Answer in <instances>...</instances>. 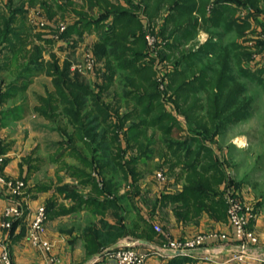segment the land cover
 Returning <instances> with one entry per match:
<instances>
[{
    "label": "trees",
    "instance_id": "16d2710c",
    "mask_svg": "<svg viewBox=\"0 0 264 264\" xmlns=\"http://www.w3.org/2000/svg\"><path fill=\"white\" fill-rule=\"evenodd\" d=\"M142 1L144 15L154 17L166 13L165 26L170 25V28L164 27L163 35L169 31L176 39H192L200 20L206 28L214 27L210 39L197 52L179 60L177 67L168 74L164 90L160 89L158 77L162 76L157 69L153 68L151 61L142 60L146 56L144 22L122 5H110L113 8L108 15L114 17L106 32H102L104 16L97 21L71 25L62 32V36L72 33L82 36L83 31L91 30L92 26L100 30L93 52L96 57L104 59L109 73L99 85L83 83L78 80V75L73 77L70 62L59 65L54 55L50 62H45L42 49L43 44L54 41L50 36L37 34L38 42L25 50L26 37L19 35L17 28L9 26L25 18L24 4L20 9L8 6V15L0 17L4 23L0 26V71H8L9 66L16 69L8 83L0 77V101L4 104L25 91L40 72L45 71L50 77L53 91L40 98L35 110L43 118L62 122L55 129L66 135L64 147H68L80 166L67 164L66 168L76 183L56 188L73 204L65 207L49 199L45 211L47 217L52 218L79 209L97 218L99 228L93 222L83 230L87 254L100 253L104 246L123 234L148 238L161 236L141 214L145 202L151 218L166 206L171 207L176 220L183 222L196 221L203 212L215 220L227 218L228 205L223 194L226 187L237 184L226 179L225 168L207 142L214 141L228 124L250 115L254 99L243 80L262 86L264 90V63L255 70L250 65L257 56L264 59V0ZM241 10L246 14L236 16ZM250 18L256 19L261 29L256 35L262 38H256L253 45L248 46L237 42V38L251 27ZM46 25L53 32L54 25L48 21ZM226 33L234 34L235 39L225 44L212 41L214 37L220 40ZM179 45L172 44V48L178 49ZM120 71L126 81L125 84L120 82L124 89L122 92L115 90L112 99L116 100L107 102L105 92L113 84L114 74ZM167 95L189 128L186 136L174 134L173 129H178L179 121L166 109ZM122 101L129 109L121 113L119 103ZM8 111L2 109L0 117ZM129 119L131 123L126 125ZM63 143L60 142L59 147H63ZM155 145L163 148L164 160L156 164L158 170L163 175L168 174L180 164L184 184L180 191L161 192L147 202L149 196L140 195L141 172L143 163L153 160ZM4 151L5 148L0 146V154ZM166 164H169L168 170L163 167ZM119 173L122 175L120 181H125L124 186L115 179ZM20 179L26 181V178ZM120 187L125 190L120 192ZM121 212L124 213L122 217ZM128 212L133 213L135 219L127 225L123 219ZM106 215L115 217L116 223H109ZM22 222H14L12 228Z\"/></svg>",
    "mask_w": 264,
    "mask_h": 264
},
{
    "label": "rangeland",
    "instance_id": "374dc122",
    "mask_svg": "<svg viewBox=\"0 0 264 264\" xmlns=\"http://www.w3.org/2000/svg\"><path fill=\"white\" fill-rule=\"evenodd\" d=\"M22 4L25 5V9L27 10L25 18L23 20H16L9 26L15 29L17 28L18 34L22 37H26L27 46L25 50H29L34 43L38 42L37 34L50 36L54 41L49 45L43 44L42 49L45 62H50L52 60V55L56 57L59 65H62L65 61L70 62L71 75H73V77L78 75V80L87 84L97 83L99 85L102 83L103 77L109 73L104 59L96 57L93 52V45L98 40L100 30L97 31L92 26L91 30L87 29L83 31L82 36H78L77 33H72L69 36H62V32L71 25L79 24L83 21H97L101 19L102 16L106 17L101 20V24L103 25L102 32L103 30L106 32L110 25H112L114 17L113 15H108L113 8L110 5H122L124 9L131 13H135L137 17L140 16L143 20L144 53L146 56L142 60L147 62L151 61L153 68L157 69L158 74H160L159 76L164 78V80L161 81L162 77H158L161 90L165 89L167 79L169 78L168 74L177 67L176 65L179 60L183 56L186 57L197 52L199 47L210 39V31L214 32V27L210 26L206 28V26L201 24L200 20L196 27L195 36L192 39H176L169 31L163 35V28L167 26H165L166 13L163 15L161 13V15H156L154 17H150L148 14L144 15L142 10L144 3L142 0H0V17L8 15V6L13 9H20ZM167 13H169V11ZM245 14L246 12L241 10L237 12L236 16L242 17ZM195 16L198 15L195 14ZM47 21L54 25L53 32L47 27ZM250 22V24H252L251 27L245 31L243 36L237 38V42L239 41V43L243 45L247 44L248 46L253 45L256 38H262V36L258 37V35H256L257 31L261 30L256 23V19L250 18ZM3 24L4 23L0 19V26H4ZM167 27L170 28V25ZM162 37L165 39H162ZM234 39V34L226 33L221 36L220 40L214 37L212 41L225 44ZM172 44L175 46L180 45L178 49H173ZM150 58H152V60H150ZM19 61L20 59L18 62ZM263 63L264 59L257 56L253 62L251 61L250 65L252 64V69L255 70L262 66ZM15 70L14 66H9L8 71H0V77H4L5 81L8 83L13 79V72ZM123 76V71L114 74L113 84L110 85L108 91L105 92V101L114 102L116 99H112L113 92L115 90L117 92H122L124 87L121 88L122 83L120 82L126 83L122 78ZM154 79L156 80V77H154ZM243 81L247 85L248 93L254 99L250 115L236 123L228 124L225 127L226 129L215 137L214 141L207 143L208 146L214 149L218 156V160L225 168L227 174L226 179L233 180L234 184H237L235 187H232V198L237 199L245 208H250L249 213L252 217H250L251 225L249 228L259 240L258 245L254 246L255 248L259 245H264V90L262 86H255L245 80ZM50 87H52L50 77L45 71L40 72L33 77L29 90L20 92L15 98L2 104V109L4 110L16 108V106H20L21 108L18 109L20 112H11L5 119L2 121L0 120V146L10 149L9 151L13 155L18 153V149H20V154L30 157L28 161L33 167L32 171L30 170L31 174L27 180V185L21 179L6 178L2 168L6 161L7 154H0L2 159V161H0L1 176L6 179V181L20 180L24 183L19 193L14 195L5 193L0 186V264H5L2 261V256L6 257L8 264H19L15 261L14 249L15 251H19L20 254L23 249H25L23 245L18 243L12 244L10 241L12 230L14 231L17 227L15 226L12 228V224L16 221L18 222V220L23 221L22 215L25 216V212L27 211L26 207L23 206L25 205L23 197L35 195L36 198H39L41 201V203L37 204L38 206L31 216V218H33L35 211L39 207L43 206L45 208L49 197L56 192L57 186H63L66 180H73L65 163H73L77 160L74 155L69 154L68 147H64L66 144V135L55 129L59 125L61 126L62 122L46 118H40L39 120L30 115L31 103H34L37 99L35 95L40 94V92ZM163 93L164 91H162V94ZM168 94L170 95L171 92L169 91ZM169 98L170 96L168 95L165 98V100H167L166 109L173 116H176L179 121L178 129H173L174 134H185L186 136V134L188 135L189 133V128L184 124V118L179 112V109L176 108L173 100ZM119 104L121 106V113L129 109L123 101ZM130 123L131 119L127 120L126 125ZM150 133L151 129L148 130V134ZM60 142L64 143L63 147L59 148ZM154 147L156 148V154L153 160L143 163L142 165L144 170L141 172L140 195L146 196L151 194L153 196L161 192L168 193L180 191L184 184V178L180 175V164L175 165L171 173L164 174V182L167 184L165 189L162 191L157 187L156 181L159 182V180L156 178V175L160 170H158L156 164L163 163L164 157L161 155L163 152L162 145H155ZM163 167L165 170H168L169 164ZM121 176L122 175L119 173L115 178L116 181L119 182ZM226 183L227 185L229 184L228 182ZM122 184L124 186L125 181L121 182V185ZM229 189H231V187H226L225 193L223 194L224 199H226ZM124 190V188L120 187V192ZM58 196L59 195H56L57 205L62 204L65 207L67 205L65 203L70 205L69 201L65 200L63 196H61L62 198ZM149 200H152V198L148 197L146 201L149 202ZM9 201L16 203L20 212L19 216L10 217L9 219L6 218L5 211ZM144 204L147 205L146 202ZM78 212H80V210ZM168 213L170 212L167 209H161L157 214L158 218L155 220L161 219L164 224L170 226ZM68 214L59 213L56 216L57 220L55 219V221H53L54 223L50 221V218L47 217L46 214L42 226L44 229L39 234V238H41L42 242L48 244L47 246L49 249L46 250L40 245H34L31 242L29 238L31 237L29 228L32 219L30 218L27 221V241L31 247L39 251L40 254H45L44 257H46V261L44 264H60L59 260L52 254V244L48 238L50 233L47 232L51 230L52 232L61 233L66 229L65 227L72 225L73 232L79 233V231H81V226L84 225L86 221L91 220V218L89 219L86 215L71 213V218L74 217L73 222H71L70 215ZM4 221L11 222V226L9 228L3 226L2 224ZM20 226L23 225L21 224ZM23 264L40 263L32 261L31 263L23 262Z\"/></svg>",
    "mask_w": 264,
    "mask_h": 264
},
{
    "label": "crops",
    "instance_id": "0c3cea01",
    "mask_svg": "<svg viewBox=\"0 0 264 264\" xmlns=\"http://www.w3.org/2000/svg\"><path fill=\"white\" fill-rule=\"evenodd\" d=\"M30 86H31V83L30 85H28V87L25 90L26 91L29 90ZM48 91H53V86L48 88L47 90L46 89L43 90V92H40V94L35 95L37 99L34 103H31V107H30L31 108L30 115H32L34 118H38L39 120L40 118L45 119L37 113V111L35 110V107L39 105L40 98L45 97ZM20 108L21 107L19 106V109ZM11 112H20V111L17 108L10 109L8 113L0 117L1 121L5 119L7 115L10 114ZM4 148H5L4 153L7 154V158H6L5 163L3 164V168H2L3 174L5 175L6 178H10V179L26 178L25 183L27 185V180L31 174L32 167H33L32 165L29 164V161H28L30 157L23 156L24 154H20L19 153L20 149H18V153H15L13 155L9 151L10 149L6 147ZM67 164L80 166L78 164V160L73 163H65V165ZM66 181H65V184L74 185L76 183L74 179L70 181L69 180H66ZM156 183H157L156 184L157 187L162 191L163 189H165V186L167 185L166 182H161V181L159 182L156 181ZM56 195H59L58 197L62 196L56 190V192L53 193L52 196L49 197V199H54L56 201L57 199ZM150 195L148 196L153 198L156 194H154L153 196L152 195L150 196ZM23 200L25 203V207L27 209V211L25 212V216L23 218V222H22L23 226L18 225L16 229H14L12 236L10 238V241L12 244L18 243V244L23 245L25 249H23L21 254L19 251H15L14 249L13 253L15 254V261L16 263H19V264H23V262L31 263L32 261L38 262L40 264H44V262L46 261L45 260L46 257H44L45 254H42V253L40 254L39 251H36L34 248H32L29 242L27 241V236H26L27 230H28L27 221L31 218V216L34 213V210L38 206L37 204L41 203V201L39 198H36L35 195L31 197L24 196ZM65 200L69 201V204H70L68 205V203H65L67 204L66 207H69L73 204V201H70L68 199H65ZM162 209H167L170 212L168 213V217L170 219V226H168L167 224H164V222L161 221V219L155 220L156 218H158L157 216L158 212L155 214L154 218H151L150 216H148L149 209L145 204L142 205V210H141L142 211L141 214L149 222H151L152 224L159 223L162 226L164 233L161 236L154 235L148 238L146 236L134 237L129 234L128 235L123 234L117 237L113 242L104 246L102 250H105L116 244H125V243H130V242L138 243L141 246V249L152 250L153 249L152 247H155L163 243L167 237L182 238V237L193 236L196 234H205L208 236V242H209L207 247L194 251L192 255L186 256L185 258L184 256H176L174 258H168V257L161 258V257L151 255L147 258L145 264H264V245L263 246L259 245L253 248L255 250V252H253L254 253L253 256L255 257L254 259H251V260H248L247 262H242V263L240 262L239 263L238 262L227 263L226 262V258L228 257V255L232 251L236 250L237 245H238L236 241L233 239L234 228L228 222L227 218L222 219V220H215L211 218L210 216H208L206 212H203L196 221L183 222V221L176 220V218L174 217L172 213L170 206H166ZM66 213L67 214L69 213L68 215H70L71 213L72 214L80 213L79 215H86V217L88 216L89 219L91 218V220L86 221L84 225L81 226V231H79V233L73 232L72 225H69V227H65L66 229L61 233H57L55 231L52 232L51 230L50 232H47V233H50L49 236L48 234L47 236L52 244V249H53L52 254L59 260L60 264H88L90 260L95 255H97V253L87 254L85 252L86 248H85V241L83 237V230L88 225H91V223L93 222H95L97 228L100 227V224L97 221V218H93L92 215L85 210H80V212L71 211V212H66ZM56 216L50 218V221L52 222L55 221V219L57 218ZM122 216H124L123 212H121V217ZM71 217L72 216L70 215V218ZM105 218L111 224L116 223L115 217L106 215ZM133 218L135 219V215L131 212L130 213L128 212L126 215V218L123 219V222L128 225L131 223V220ZM73 219L74 217L71 218V222H73ZM97 264H114V262L107 260V261L99 262Z\"/></svg>",
    "mask_w": 264,
    "mask_h": 264
},
{
    "label": "built area",
    "instance_id": "2783aa9c",
    "mask_svg": "<svg viewBox=\"0 0 264 264\" xmlns=\"http://www.w3.org/2000/svg\"><path fill=\"white\" fill-rule=\"evenodd\" d=\"M44 25V24H41ZM2 110V103L0 101V113ZM0 161H2L0 157ZM1 164V163H0ZM156 178L164 182L165 177L162 172H157ZM0 186L5 193L10 195L18 194L20 189L24 186V183L20 180L11 181L4 179L0 174ZM226 202H227V218L228 222L234 228V237L236 241L237 249L232 251L226 258L227 263L235 262H247L248 260L254 259L253 249L254 246L258 245V238L250 231L249 221L250 208H245L237 199L232 198V189L227 191ZM5 211L6 218H12L19 216L20 212L17 208L16 203L9 201ZM46 211L43 206L39 207L31 218V224L29 228L31 242L34 245H40L42 248L49 249L48 244H44L39 238V234L43 231V222L45 220ZM5 227H10L11 222L2 224ZM153 229L157 234H163V228L159 223H153ZM208 236L205 234H196L193 236L182 237V238H170L167 237L165 241L155 247L152 250L141 249V246L136 242H130L125 244H116L109 247L97 255H95L88 264H97L102 261H112L114 264H145L147 258L151 255L157 257H168L174 258L176 256H190L198 249L205 248L208 245ZM253 246V247H252ZM2 261L8 264V260L5 256H2Z\"/></svg>",
    "mask_w": 264,
    "mask_h": 264
},
{
    "label": "bare ground",
    "instance_id": "6f19581e",
    "mask_svg": "<svg viewBox=\"0 0 264 264\" xmlns=\"http://www.w3.org/2000/svg\"><path fill=\"white\" fill-rule=\"evenodd\" d=\"M238 140H239V138H238ZM241 140H243V139H241ZM239 142H240V140H239Z\"/></svg>",
    "mask_w": 264,
    "mask_h": 264
}]
</instances>
